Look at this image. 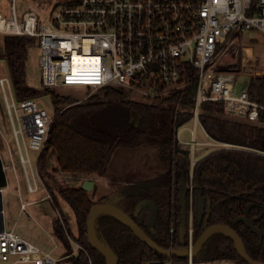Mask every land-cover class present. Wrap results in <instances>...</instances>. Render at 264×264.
<instances>
[{"label":"built area","instance_id":"obj_1","mask_svg":"<svg viewBox=\"0 0 264 264\" xmlns=\"http://www.w3.org/2000/svg\"><path fill=\"white\" fill-rule=\"evenodd\" d=\"M16 1L11 0L10 16L0 14L5 26L0 33L35 37L45 88H85L93 92L117 87L132 96L138 92L141 99L155 100L194 87V128L183 129L190 131L192 138L200 125L202 103H221L228 117L248 122L264 114V68H257L256 58H243L241 54L244 43H256L257 33L264 36V0H75L58 9L55 6L47 19L31 7L19 20ZM75 57L88 62L78 73L73 69ZM239 72L251 76L247 84L238 87ZM253 83L259 90L252 97L249 89ZM0 87L18 149L21 137L25 150L41 153L55 113H48L35 98L15 100L6 77L0 78ZM178 108L179 104L175 111ZM21 160L28 163V158ZM27 186L30 192L36 191ZM188 187L185 247L191 250L193 188ZM170 194L172 205L173 184ZM167 231L171 242L176 232L172 220ZM69 242L71 255L84 251L76 240ZM69 257H54L14 231L0 232V264H71L67 262ZM145 264L241 263L229 258L195 261L189 254L185 263L171 257Z\"/></svg>","mask_w":264,"mask_h":264},{"label":"trees","instance_id":"obj_2","mask_svg":"<svg viewBox=\"0 0 264 264\" xmlns=\"http://www.w3.org/2000/svg\"><path fill=\"white\" fill-rule=\"evenodd\" d=\"M4 37L2 55L16 100L34 99L46 94L55 105L56 114L48 134L49 138L38 160L40 172L46 171V159L52 149L57 152L58 166L63 173L92 174L101 177L106 173L116 149L159 145L165 155L170 157L169 171L160 180L163 179V182L169 184V223L170 220L173 221L176 232L170 242L168 231L166 237L159 238L155 227L151 230L147 224L139 223L138 218H134V221L159 247L167 250L181 247L178 240L181 220L178 187L182 183V178L189 182L191 164L190 149L181 148L175 135L178 128L193 117L194 87H188L183 92H171L166 97H159L150 103L127 100L128 93L117 87L100 88L87 102L81 104L62 100L52 89L42 85L41 89H33L26 85L27 50L36 41L35 37L17 35ZM258 90L253 83L249 89L250 96L253 97L254 92ZM110 104H119L130 114L138 116L137 124L134 128L126 130L123 138L120 137L117 127H114V131H117L114 135L99 131L90 124V117ZM177 104L179 108L175 111ZM62 105L66 107L62 109ZM199 114V120L211 140L242 149H218L195 163L191 180L194 241L203 234L205 228L226 225L239 235L246 253L253 261L264 262V241L259 244L258 235L248 229L243 222L233 223L236 217H245L264 235V114L255 122L231 119L224 114L223 106L218 102L202 103ZM172 184L174 200L171 205ZM199 193L206 201L201 223L197 221L195 214L196 196ZM59 194L73 211L77 220L78 241L84 250L72 257L71 264H89V259L91 264H105L104 258L90 247L86 234L90 208L105 200L94 202L87 192L75 188L63 189ZM152 200L158 206V215L161 203L159 199ZM135 206L136 204H133L131 208L134 209ZM124 212L132 216L127 211ZM53 232L66 250H70L67 234H71L64 219L63 222L54 221ZM96 233L99 239L113 250L118 258L117 264H144L165 259L143 244L122 223L108 215L99 216ZM221 258L246 264L236 254L232 241L223 235L209 238L194 260Z\"/></svg>","mask_w":264,"mask_h":264},{"label":"rangeland","instance_id":"obj_3","mask_svg":"<svg viewBox=\"0 0 264 264\" xmlns=\"http://www.w3.org/2000/svg\"><path fill=\"white\" fill-rule=\"evenodd\" d=\"M75 0H18L15 2V9H16V16L19 20L21 15L28 11L31 7L34 8L40 15V17L43 19H47L50 14L54 12L55 9H53L55 6H57L56 9L63 6L65 2H73ZM11 0H0V14H2L4 17L10 16V6H11ZM4 35L0 33V77H8L10 79L9 71L7 70L6 65L2 60V40L4 39ZM256 43L250 44V43H244L242 45V57H248L251 56L253 58H256L257 60V68H264V36L260 33H257L255 35ZM27 59L25 62V70H26V85L31 88L41 89V70H39L38 67V59L40 57V49H39V43L37 40L32 44L31 47L27 50ZM251 74L247 75L243 72H239L237 74V86H243L244 84H247L250 80ZM147 89L146 87H144ZM52 90L60 97L62 100H69L76 103H84L87 102L92 95L96 94V91H90L85 88L79 89V88H63V87H53ZM141 94L136 92L133 94H128L126 96L127 100H136L141 102L150 103L155 100H148V99H141ZM38 103H40V106L43 107L48 113H51L55 107L54 102H52L51 97L49 95L43 94L39 97H35ZM66 106L62 105V109H64ZM90 124L99 131H104L106 133H112L115 135L117 131L120 132L121 136L124 137L125 131L129 130L131 128H134V126L137 124L138 116L130 114L125 107L119 105V104H110L109 106L105 107L101 112H97L93 114L90 117ZM10 122L8 120L6 106L3 101L2 97V91L0 89V130L3 132L4 136L6 137L7 144L14 146V139L12 137L11 131H10ZM114 127L119 128L116 132L114 131ZM193 123L192 121H189L188 123L184 124L182 127L178 128L179 133V141H189L190 139V133L186 130H183L184 128H192ZM196 141L198 143H205V146H195L193 157L196 160H199L203 155H206L213 149V142L206 137L205 133L200 130V128L196 129ZM4 142V140H3ZM23 147V144H22ZM132 152V151H129ZM30 159L34 163L38 157V153L28 152ZM164 153V152H163ZM161 157V169H169V160L170 157L164 156ZM202 155V156H201ZM166 163V165H165ZM18 155L15 156V170L19 172V178L22 182V186L25 185L24 182V176L22 173V170L19 165ZM56 165V158L55 153L49 155L48 157V164L47 169L52 170ZM113 164H111L110 170H113ZM169 171V170H168ZM53 177H50L48 180V183L52 186V189L54 190L55 194H58L60 190L67 189L70 187H80V180L77 177L72 176H65L64 174H51ZM7 180L10 184H12V176H14V171L9 170L6 174ZM148 176V172H146V175ZM132 177L131 172L127 174L126 176ZM103 180V179H102ZM101 180V181H102ZM163 180V179H162ZM158 182H163V181ZM163 188L160 190L159 188H149L144 185L135 187L131 186L129 188L125 189V193L127 194L125 197L120 199V201L115 202L116 206L119 208L121 207L123 210L127 211L128 213L132 214L134 212V209L131 208L133 204H137L139 201L144 199H159V202L161 203V208L158 213V219L156 222V229L155 232L157 233L159 238H164L167 236V227L169 224V184L166 182H163ZM97 185L91 189L89 192V197L91 199H95V196L98 194H102L105 190L111 186L110 184H107L105 182H97ZM82 186V184H81ZM118 194H115L114 196H107L106 198L109 199L110 197H117ZM39 198V194L36 196H29L28 194L23 195V201L24 202H30L32 200H36ZM58 198V197H57ZM59 199V198H58ZM60 202V200H58ZM3 203H4V220H5V228L6 230L14 229V231L18 234H21V232L27 233V239L31 238H38L39 236L44 240H46L47 243L50 242L48 233L50 232V222L52 219V216H55L54 208L50 205L51 203L48 201L43 202H37V204L30 205L27 208V212L30 214V217L25 214V212L21 209V203L17 197H13L10 195L9 191H6L3 196ZM63 211H64V217L67 218L69 223V228L72 230V232L76 231V223L75 218L72 214V210L69 209V207L62 205ZM68 214H67V213ZM150 212L147 208H142L139 215H137L138 222L142 224H147L150 221ZM17 224V225H16ZM14 225H16L14 227ZM31 241V240H30ZM33 243V242H31ZM36 246H40L33 243ZM41 247V246H40ZM43 248L46 249L45 245H42ZM50 249L53 248L52 244L49 247ZM48 248V249H49ZM49 249V250H50ZM60 247L58 244L57 249L54 250L53 256H57L60 254ZM72 251H69L65 253L64 256H70L67 259V262L71 263L72 257H75V255H71ZM175 261L185 263L186 258H175Z\"/></svg>","mask_w":264,"mask_h":264},{"label":"crops","instance_id":"obj_4","mask_svg":"<svg viewBox=\"0 0 264 264\" xmlns=\"http://www.w3.org/2000/svg\"><path fill=\"white\" fill-rule=\"evenodd\" d=\"M2 61L6 65L5 61L4 60H2ZM2 77H4V76H2ZM6 78L8 79V77H6ZM8 80H9V84L11 87V94L13 95V98L16 100L15 94L13 91V87L11 86V81H10V79H8ZM0 89H1V87H0ZM1 91H2V89H1ZM7 95L9 96L8 92H7ZM2 97H3V92H2ZM3 101H4V98H3ZM78 104H81V103H78ZM52 112H54L56 114L55 108L53 109ZM192 114H193V111H192ZM233 119H236V118H233ZM237 120H240V119H237ZM190 121H192V123H193V117ZM9 122H10V120H9ZM9 127H10L12 137L14 139V143H15L14 146L7 144L6 137L4 136L3 132H1V130H0V184L2 185V183H3L2 187L0 188V194H1L0 219L2 220L4 230H6V228H5V220H4L5 212H4L3 196H4V193L6 191H9L10 195H12L13 197H17L19 199V201L21 203V209L23 212H25V214H27L28 217H30V214L27 212V208L30 205H34V204H37V202H43V201L50 202L51 203L50 205L54 208L55 216L54 217L52 216V219L50 222L51 227H50V232L48 233V236L50 239L49 243H47L45 239L43 240L40 236L38 238L27 239L28 236H27V233L25 231L21 232V234H18V233L17 234L19 236H23L28 241L31 240L30 242H33L35 244L38 243V245L40 244L41 248L43 250H45L46 252L51 253L52 256H53L54 250L57 249L58 244H59L61 252L59 255L55 256L57 258L64 256L65 253H67L69 251H72V245L69 242V239H74L79 243V241H78L79 240V234H78L77 220L73 214V211H72V214L75 218V223H76V231L75 232H72V230H70L68 220L63 215L64 211H63L62 205L67 206V207H69V205L66 203V201H64L60 197L59 193L55 194L54 190L52 189V186L48 183L49 178L53 177L51 175L53 172L56 174H59V175L62 173L68 177L69 176L77 177L80 180V187L78 186L77 188L76 187H70V188L81 189V187L84 185V183L86 181L93 182L94 185L91 188L92 190L97 185L96 184L97 182H105L107 184H110L111 186H109V188L107 190H105L102 194L96 195L95 199H91L89 197L94 202L103 201V200L107 199L106 198L107 196H113L117 193H120V191L123 192V191H125L126 188H129L131 186H133V187H135L136 185H138V186L147 185V187L157 186V188H159L160 190L164 187L163 186L164 183L163 182L159 183L158 181L164 174H166L168 172L169 169H167V170L161 169V165H160V163H162L161 157H163L164 153H163V150L160 148L159 145H151V146L143 145V146L135 147V149H129V148H118V149H116V151L114 152V154H113V156H112V158H111V160L107 166L108 169H107L106 173L104 175H102L101 177L97 176V175H92V174L82 175V174H74V173H69V174L63 173L58 166L57 152H55L52 149L49 151V154H48L47 159H46V171L40 172V170L38 169V160H39V156L42 152L41 153L37 152L38 157H37L36 161L33 163L32 160L30 159L29 155H28L29 154L28 152H30V151L25 150L24 145L22 147V144H23L22 138L19 137V143L20 144H19V149H18L16 138L14 137L13 131L11 128V123H10ZM193 128H194V123H193V127L189 128V129H193ZM197 128H200V130H202L205 133L206 137H208L211 140L207 131H205V129L203 128L201 122H200V125L196 126V128L194 130L195 134H194L193 138L191 136L190 131L186 130L190 133L189 141H184V142H188V145H185L183 147L181 145V142L179 141V136H178V140L176 139L181 148H183V149L189 148L190 149L191 171L189 174V180H188L189 182H187V186H192V181H191L192 180V173H193V168L195 166V163L197 161L201 160V158L205 157L206 155H208L209 153H211L213 151H217L218 149H227V148L220 146V144H226V143L215 142V141L211 140L213 142V145H212L213 149L209 153H207L206 155H203V156L201 155L202 157L199 160H196L193 157V152L195 150L194 147L195 146L201 147V146L206 145L203 142L198 143L196 141V129ZM175 138H176V135H175ZM3 140H4V142H3ZM217 144H219V145H217ZM129 151H132V152H129ZM53 152L55 153V158H56V165H55L56 168H53L50 171L47 169L48 157ZM33 153H35V152H33ZM17 155H18V160L20 163L19 165H20V168H21L23 176H24V182H25L24 186H22V182L20 181L19 172H17L15 170V156H17ZM164 156H166V155H164ZM21 157L24 159L28 158V163H23L21 160ZM111 164H113V166H112L113 170H110ZM165 165H166V163H165ZM9 170L14 171V176H12V184H10L8 182L7 176H6V174ZM130 172L132 174V177L127 178L126 176ZM146 172H148V176H145ZM28 184L32 188H36V191L30 192L28 189V186H27ZM81 184H82V186H81ZM70 188H67V189H70ZM168 189H169V186H168ZM86 192L89 196L90 190H88ZM25 193L28 194L29 196H36L37 194H39V198H37L36 200H32L30 202H24L22 198H23V195ZM48 196H50V198H48ZM187 196H188V194H187ZM187 196H186V198H187ZM58 200H60V202H58ZM187 201H188V198H187ZM23 204L26 205L25 208H22ZM69 209H71V207H69ZM63 219L66 222L67 230L71 234V235H69L66 233L68 236V242H69L70 250H66V248L64 247L62 242L58 239V237L56 235H54V232H53L54 221L61 220L63 222ZM1 220H0V224H1ZM16 225H14V227ZM8 231H14V229H11ZM51 244H52L53 248L50 249L49 247L51 246ZM42 245H45L46 249L43 248ZM184 245H185V243H184ZM171 249H173V248H171ZM171 249H168V250H171Z\"/></svg>","mask_w":264,"mask_h":264},{"label":"water","instance_id":"obj_5","mask_svg":"<svg viewBox=\"0 0 264 264\" xmlns=\"http://www.w3.org/2000/svg\"><path fill=\"white\" fill-rule=\"evenodd\" d=\"M181 181L182 183L178 187V198H179V207H180V214H181L180 225L178 227V240L182 246L178 248L166 250L164 248L159 247L155 242H153L150 239V237L145 232H143L140 226L136 224V222L134 221V218H137V215H139L141 209L147 208L151 215L150 221L148 223V227L151 230H153L154 227L155 228L157 227L156 221L158 218V215H157L158 206L156 202L152 199H144V200L139 201L134 208V212L132 213V216H129L127 213L124 212V210L121 207L119 208L115 204V202L120 201V199H122L123 197L127 195V194H124L125 191L123 192L120 191V193H117L118 195L114 199H112L113 197H110L109 199H105L103 203H98L90 208L88 215H87L88 218L86 222L87 240H88L90 247L96 252H98L104 258L105 264H117L118 258L114 254L113 250H111L110 247L105 242L103 243L99 239L98 234L96 233L97 219L99 218V216H104V215L113 217L119 223H122L143 244H145L153 252L163 256L165 259H169L171 257H175L179 259L187 258L189 254H191L192 257H196L202 250L204 243L209 238L213 236H217V235H223L232 241L233 245L235 246L236 254L243 262H245L246 264H264V262H258L255 260L253 261L248 256L239 235L234 231V229L226 225H220V226L215 225V226H209L205 228L203 234L194 241L191 250L185 247L184 243H185V237H186V232H187L186 231V225H187V214H186L187 198L186 196L189 193V187L187 186V181L184 178H182ZM2 185L0 184V188L2 187ZM93 185H94L93 182L86 181L84 185L81 187V189L86 192L88 190H91ZM145 186L147 187V185ZM149 188L156 189L157 186H153ZM196 197H197V203H196L195 214H197V221L201 223L204 218L206 201L200 193ZM0 209H1V194H0ZM238 221L243 222L244 225L248 229H250L252 232L254 231L258 235L259 244L263 243L264 235L259 229L252 226L248 219H246L245 217L239 216V217H236L233 223L236 224V222ZM3 230H4V227H3L2 220H1L0 232H2Z\"/></svg>","mask_w":264,"mask_h":264},{"label":"bare ground","instance_id":"obj_6","mask_svg":"<svg viewBox=\"0 0 264 264\" xmlns=\"http://www.w3.org/2000/svg\"><path fill=\"white\" fill-rule=\"evenodd\" d=\"M5 29V26H4V24H3V21H1V19H0V30H4ZM8 31H10L11 30V27H9L8 29H7ZM77 57H75L74 58V64H73V69H74V72L75 73H78L79 72V69H83V67H85L86 65H87V59H84V58H77Z\"/></svg>","mask_w":264,"mask_h":264}]
</instances>
